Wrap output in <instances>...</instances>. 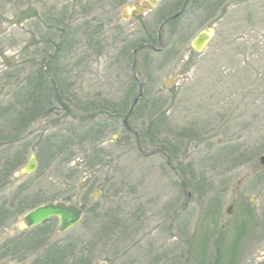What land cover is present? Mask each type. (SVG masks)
I'll use <instances>...</instances> for the list:
<instances>
[{
  "label": "rangeland",
  "instance_id": "1",
  "mask_svg": "<svg viewBox=\"0 0 264 264\" xmlns=\"http://www.w3.org/2000/svg\"><path fill=\"white\" fill-rule=\"evenodd\" d=\"M143 1L45 0V21L12 26L9 73L0 72V167L14 170L7 181L18 202L0 264H247L249 199L264 202V0H187L162 27V50L134 54L149 34L158 47L160 24L185 0H153L141 23L115 27L108 40L107 15L125 23ZM206 29L210 41L196 52L190 43ZM109 71L110 95L126 111L141 80L127 123L145 153L160 148L179 173L163 154L139 152L124 112L110 119ZM31 154L37 166L23 177ZM55 199L83 207L82 218L61 237L18 235L28 209ZM60 239L61 250L43 257Z\"/></svg>",
  "mask_w": 264,
  "mask_h": 264
},
{
  "label": "flooded vegetation",
  "instance_id": "2",
  "mask_svg": "<svg viewBox=\"0 0 264 264\" xmlns=\"http://www.w3.org/2000/svg\"><path fill=\"white\" fill-rule=\"evenodd\" d=\"M152 6H153V0H144L142 7H137L135 10H132L128 14L126 13L123 16L122 19L125 21V23L120 22L119 18L112 19L111 16L107 15L108 20H109V24H108L109 32H108L107 39L108 40L111 39L113 29L115 27L120 28L119 25L122 26V24H123L124 26L127 25L130 28H132L133 25L135 24V21L136 22L140 21V23H141V20H144L143 18H145V16L147 14H149V12H151L150 8H152ZM17 8L22 9V11L21 10L16 11ZM261 9H262V11H259L258 13H260L264 16V7H261ZM16 12H20V13L17 14ZM20 14H22V15L19 16ZM44 16H45V0H0V28L2 30L0 32V36H1V38H0V61H2V64H0V66L3 68V69L1 68V70H0L1 73H9V71H7L8 65H5V63H7V61L9 62V60H10L9 54L11 53V50L13 51V45L11 43L12 41H10V38H9V36L11 35L10 30H12L11 29L12 26L15 25L16 27H18L17 25H23V26L27 27L26 25H28V24H32V26H34V24H35L34 22L36 20H38V21L44 20L45 21ZM142 23L144 25V21H142ZM254 26H257V25L255 24ZM257 28L261 29L260 27H254L253 30H254V32H256L258 34L259 31L256 30ZM26 29H28V28H26ZM132 30H133V28H132ZM238 30L241 31L242 29H238ZM240 31H238L237 34L242 35V33ZM132 32L130 31L129 33H132ZM262 33L264 34V31ZM147 36H149L148 40H145L140 45L144 44V45L156 47L153 45L154 41H155L154 36L152 34H149ZM239 38H241V37H239ZM156 43L158 44V33L156 35ZM149 49H153V48H149ZM132 62H133L132 64H133L134 68L136 69L137 58H135V60L133 58ZM107 63L109 64V61H107ZM135 72H136V70H135ZM106 77H108L109 80L106 79V83L104 85L105 86L104 88L106 89V91H108V94H106L108 99L104 103V105H105L104 110H106L107 114L111 115L110 119H112L114 121V123L117 121L116 118H118L124 112V116H123V120L121 121V125H122L123 129L125 130V132H128L129 134L133 135V137H135L134 131H136V130L133 129L131 126H130L131 128L128 129L124 123V118L126 117L132 103L130 104L128 111H126L127 105H126V101H124V99L122 101H119L121 99V97H116V95L111 97L110 94L113 93L114 87H113V85L110 84V81H112V74L110 73V71L108 73H106ZM134 98H133V100H134ZM74 99L76 100V103H78L79 97L77 96V92H76ZM133 100H132V102H133ZM136 106H137V104H136ZM136 106L134 107L132 112L129 114L128 119H129L130 115H132V113L136 111ZM111 109H113V110L110 111ZM91 114L92 113H90L89 116H91ZM83 120L84 119L79 120V122H82ZM136 133H138V132L136 131ZM121 135H122L121 132H119L117 136L120 137ZM138 136H139V134H138ZM174 151H175L174 147H171L169 149L168 153H170V156L173 155ZM35 159H36V157H35ZM170 159H171V157H170ZM172 168L173 169L175 168L177 170V172L179 173L178 169L174 165L171 167V169ZM261 168L264 169V167H262V166H261ZM1 169H2V171H0V193H6V194H8V197L6 200L0 199V203L2 204V206L4 205V207H0V256L4 250L11 248V241L9 240V238H14V225H15L14 216H13L14 210H12V209H14V205H16V202H18V199L16 198L17 194L15 191V187L13 190V188L11 186L12 182L7 181V176H9V172L12 171L13 169L8 171L9 169L7 168V171H5V170L3 171L4 168L0 167V170ZM13 171H12V173H13ZM21 175L23 177H26L30 174L25 175L22 173V170H21ZM184 182L187 185V187L181 181L179 182V184L181 185L183 192L185 193L186 198H187V194H188V191H190V188H189L188 183L186 181H184ZM19 185H21V183H19ZM49 202H62L66 205H74L81 210V218L83 216V211H84L83 207H81L80 205L75 204V203H73L67 199H55V200H51V201H46L44 203L38 204V205L28 209L24 213V215L29 210H31V209L39 206V205L46 204ZM249 203L251 206L249 205L250 207H249V211H248V225H247V242H248L247 264H264V202L259 203V202H257L256 199L251 198V199H249ZM233 204H234V201L231 203V205L233 206ZM232 206H231V208H232ZM184 213H185V209L182 211H179V212L177 211L173 216V221L174 222L177 221V219L180 217V215L184 217L185 216ZM24 215H22L21 225H19L17 228L18 235H20V236H23V234H25V236H26L27 233H31L30 234L31 237H37L39 239H47V237H52L53 234H56V236L61 237V235L66 233L73 226L72 225L70 228H68L64 231H60V229H59V225H60L59 218L57 216H51L47 220H44L43 222H41L37 225L28 227L24 221ZM186 222H187V220L185 218H183V220L181 222V228L182 229H185V223ZM38 226H41L40 230H35V229L33 230V228H36ZM37 229H39V228H37ZM31 230H33L34 232H32ZM57 243H58L57 246H44L46 249L44 251L43 257L47 256V254H49V253H52V252L56 253L57 251L61 250L60 245H63V244H61V243H63V240L60 239ZM44 247H40V249L44 248ZM1 264H8V263H1Z\"/></svg>",
  "mask_w": 264,
  "mask_h": 264
},
{
  "label": "water",
  "instance_id": "3",
  "mask_svg": "<svg viewBox=\"0 0 264 264\" xmlns=\"http://www.w3.org/2000/svg\"><path fill=\"white\" fill-rule=\"evenodd\" d=\"M186 3H187V0H185V2L183 4V7L181 8L180 11H178L177 13L171 15L170 17L165 19L160 24L159 29H158V47H153L155 50L160 51V50H162V48L164 46V41H163L162 36H161V30H162L163 25L168 20L176 18L179 15V13L186 7ZM210 38H211L210 30L206 29V30L200 31L191 41L192 49L194 51H196V52L202 51L207 46L208 42L210 41ZM145 46L146 45H140L139 47H137L134 50V54L137 52V50H139V49H141V48H143ZM135 78L137 79V76H135ZM137 80H138V83L140 85V91H139L138 95L136 96V98L133 101L132 108H133L134 104H136V102L138 101L139 97L142 94V82L139 79H137ZM132 108L130 109V112H131ZM127 118H128V115L124 119V123H125L126 127L128 129H130L129 125L127 124ZM134 134L136 135V144H137V148H138L139 152H141L145 156H151V155H153V154H155L157 152H160V153L164 154V156H166V163L170 167H172L171 162L169 160V157H168V155L166 154L165 151H163L161 149H155L153 151H150L149 153H144V151H143V149H142V147L140 145V141H139L137 133L134 132ZM258 160H259V163L264 167V153H262L259 156ZM36 165H37V163H36V160L34 158V155H31L29 160H28V162L23 167V173L24 174H28V173L32 172L36 168ZM186 187H187V185H186ZM187 196L188 197H187V202L186 203L188 204V200H190V197H191V193L189 191H188ZM231 206L232 205H230L226 209L227 213L231 212ZM52 215L58 216V218L60 220L59 229H60V231H64V230H66L67 228L72 226L74 223H76L80 219L81 210L78 207L74 206V205H65L64 203H61V202H51V203H48V204L40 205V206L30 210L29 212H27L24 215V221H25L27 226H33V225H36V224L42 222L43 220L48 219ZM170 233L174 237H176L172 232H170Z\"/></svg>",
  "mask_w": 264,
  "mask_h": 264
},
{
  "label": "trees",
  "instance_id": "4",
  "mask_svg": "<svg viewBox=\"0 0 264 264\" xmlns=\"http://www.w3.org/2000/svg\"><path fill=\"white\" fill-rule=\"evenodd\" d=\"M237 243V242H236ZM59 252V251H58Z\"/></svg>",
  "mask_w": 264,
  "mask_h": 264
}]
</instances>
